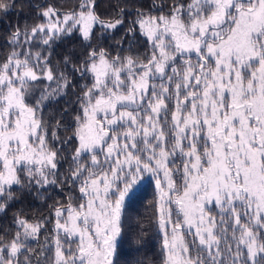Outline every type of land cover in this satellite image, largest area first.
Returning a JSON list of instances; mask_svg holds the SVG:
<instances>
[{"label": "snow or ice", "instance_id": "1", "mask_svg": "<svg viewBox=\"0 0 264 264\" xmlns=\"http://www.w3.org/2000/svg\"><path fill=\"white\" fill-rule=\"evenodd\" d=\"M14 7L0 0V14ZM153 8L136 11L128 46L121 38L113 51L92 46L93 30L117 29L123 9L101 20L95 0L59 14L45 6L41 22L10 33L0 62V213L24 190L71 192L52 208L45 260L29 244L42 225L17 216L0 236V264H114L123 204L145 174L159 191L163 264H264V0ZM74 31L88 42L85 56L52 63L51 45ZM74 74L90 80L79 93ZM61 98L50 122L45 109Z\"/></svg>", "mask_w": 264, "mask_h": 264}, {"label": "trees", "instance_id": "2", "mask_svg": "<svg viewBox=\"0 0 264 264\" xmlns=\"http://www.w3.org/2000/svg\"><path fill=\"white\" fill-rule=\"evenodd\" d=\"M81 0H15L14 9L7 15L0 14V62H2L11 52L9 44L10 33L17 26L22 30L27 26L41 22L39 18L40 10L49 6L57 10L58 14L77 8ZM169 0H165L167 4ZM159 4L160 0H95V12L101 20H114L123 9L124 23L115 30L103 31L99 27L95 28L94 38L91 41L93 47H103L109 51L117 49L116 41L123 38V47L128 46L129 36L124 35L127 26L135 19L136 11H155L153 4ZM88 42L73 32L71 35L62 36L51 45L50 61L63 67V58L70 57L73 62L81 61L85 56ZM48 46L40 45L43 52ZM135 50L141 55L148 51V44L144 37L137 34L134 44ZM36 49H33L35 51ZM73 84L78 85L75 92H80V86L90 83V80L81 78L74 74ZM39 89H37V92ZM76 97L69 95L68 101L74 102ZM64 99L53 102L45 109V119L51 120L57 117V113L65 107ZM75 110V104L73 109ZM61 116L67 121L71 117L67 113L61 112ZM64 122V121H62ZM71 135V132L65 133ZM63 163V162H61ZM66 166V165H65ZM71 190L67 187L63 189L45 190L39 192L24 190L18 192L14 201L10 202L4 213H0V236L7 237L16 230L15 218L21 216L31 222H39L42 227L38 240H29L33 253H42L38 259L43 262L48 254V247L53 238L54 205L64 203ZM78 195V193H71ZM158 191L152 180H145L126 201L121 214V235L118 240L114 264H163V238L159 232L157 224V200Z\"/></svg>", "mask_w": 264, "mask_h": 264}, {"label": "rangeland", "instance_id": "3", "mask_svg": "<svg viewBox=\"0 0 264 264\" xmlns=\"http://www.w3.org/2000/svg\"><path fill=\"white\" fill-rule=\"evenodd\" d=\"M152 180L154 183H155V180L152 178V177H150L148 174H145V176H144V178L142 179V180H140L138 183H137V185L134 187V189H133V192L145 181V180ZM156 186V185H155ZM157 191H158V189H157ZM158 194H159V191H158ZM132 194H130L129 195V197L131 196ZM129 197H127L126 199H125V202H124V204H123V207H122V210H123V208H124V205H125V203H126V201L129 199ZM122 214V213H121ZM159 232L161 233V235H162V238H163V233L159 230Z\"/></svg>", "mask_w": 264, "mask_h": 264}]
</instances>
